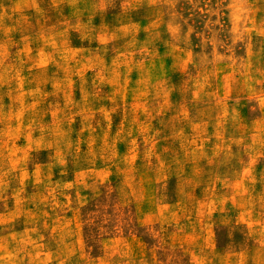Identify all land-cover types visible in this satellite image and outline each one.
I'll return each instance as SVG.
<instances>
[{
  "label": "rangeland",
  "instance_id": "rangeland-1",
  "mask_svg": "<svg viewBox=\"0 0 264 264\" xmlns=\"http://www.w3.org/2000/svg\"><path fill=\"white\" fill-rule=\"evenodd\" d=\"M0 264H264V0H0Z\"/></svg>",
  "mask_w": 264,
  "mask_h": 264
}]
</instances>
